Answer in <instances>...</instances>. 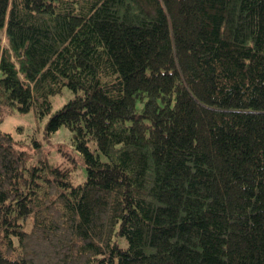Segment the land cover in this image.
<instances>
[{
	"label": "trees",
	"instance_id": "trees-1",
	"mask_svg": "<svg viewBox=\"0 0 264 264\" xmlns=\"http://www.w3.org/2000/svg\"><path fill=\"white\" fill-rule=\"evenodd\" d=\"M0 29V121L70 88L47 130L87 170L0 131V264H264V0H0Z\"/></svg>",
	"mask_w": 264,
	"mask_h": 264
},
{
	"label": "rangeland",
	"instance_id": "rangeland-1",
	"mask_svg": "<svg viewBox=\"0 0 264 264\" xmlns=\"http://www.w3.org/2000/svg\"><path fill=\"white\" fill-rule=\"evenodd\" d=\"M0 44L6 46L4 32L1 29ZM74 95L75 93L70 88L64 86L60 93L50 97L51 109L43 116L40 115L38 109L31 108L20 112L10 106L3 111L0 131L9 132L14 140L21 141L35 161L42 158L51 164L68 166H71L73 162L76 163V166L71 168L70 178L73 184H79L86 179L87 170L79 151L74 146L72 132L65 125L50 134L47 130L49 117ZM34 139L38 140L41 145L36 156H33ZM93 146L94 144L91 143V148Z\"/></svg>",
	"mask_w": 264,
	"mask_h": 264
}]
</instances>
